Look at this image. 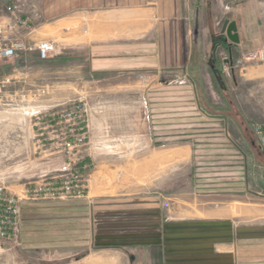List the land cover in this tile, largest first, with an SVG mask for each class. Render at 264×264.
Instances as JSON below:
<instances>
[{
	"label": "rangeland",
	"instance_id": "374dc122",
	"mask_svg": "<svg viewBox=\"0 0 264 264\" xmlns=\"http://www.w3.org/2000/svg\"><path fill=\"white\" fill-rule=\"evenodd\" d=\"M12 1L4 0V16H13ZM20 1L17 15L31 9L29 29L37 39L68 48L95 39L92 24L84 36L87 15L66 24L83 22L78 29L48 31L41 0ZM187 2L189 24L178 23L180 55L163 57L162 66L153 61L155 49L139 57L137 40L125 39L139 25L120 23L121 11L109 25L115 38L95 49L111 55L93 62L107 65V73L54 72V63L35 52L14 72L0 102V185L22 200L18 233L3 241L0 262L90 264L92 256H108L114 264H253L264 252V155L251 151L236 122L215 118L230 111L251 129L264 127V59L245 57L264 48V37L247 49L237 43L243 51L232 56L233 84L223 61L230 40L221 26L236 20L237 1ZM258 2L264 10V0ZM141 18L150 46L154 16ZM124 58L127 67L112 66ZM170 59L176 67H168ZM210 61L221 68L227 92L215 85ZM70 111L79 117L63 121ZM178 146L189 151H167ZM47 182L76 184L80 195H32Z\"/></svg>",
	"mask_w": 264,
	"mask_h": 264
},
{
	"label": "crops",
	"instance_id": "0c3cea01",
	"mask_svg": "<svg viewBox=\"0 0 264 264\" xmlns=\"http://www.w3.org/2000/svg\"><path fill=\"white\" fill-rule=\"evenodd\" d=\"M188 0H41V16L43 19V27L48 30H56L63 31L64 29H67L69 27H74L75 29H78L84 25V23L81 21L77 25H70L69 27L66 26L67 23H71L74 21H77L79 18H81L82 15H87V19L89 21L86 23L85 28V35L86 36L90 29L88 27L89 24H92L91 27L93 29L91 30L92 35H90V39L88 41L84 42H78L77 45L83 44V47H60L55 42L56 46V52L53 54L52 57L48 58V60L52 61L54 63V72L67 74L72 71L86 73L89 75V72L91 74L101 75L107 73V68H109L107 65L104 64H97L95 65L93 62H97L99 60L101 61H109L111 59V55H102L107 53H99L95 49L98 45H100L102 42L110 41L109 38H115V34H112L113 31L110 29V24H113L112 18H114L116 13H119L122 11L123 14V21H119L120 23H125L130 21V19H134L135 23H138V30H135L132 35H129L125 39L132 40L135 39L137 42H134V45L138 47L137 52H139V57L146 54L143 52H146L149 47L154 50V63L159 66H162L163 57H175L180 55V32H179V24L178 23H188L189 21V11L187 10L188 7ZM206 1V0H205ZM237 1L236 7L234 9V14L236 17V20H233L236 22L237 25V34L239 37V41L241 44V47L243 49H247L250 46L258 45L260 41L264 37V10H261L260 3L258 0H248L247 5L245 3ZM7 5L5 4L4 0H0V24L3 27L2 31L4 30L6 33L5 35L10 36H19L22 38L25 43H37V41H40V39H37L35 37V34L30 30L29 33H24V31L19 29L10 30L8 27L9 23H12V17L9 15L4 16L3 14H6L8 11H6ZM25 12V16H29L32 18L31 9L26 8L24 9L23 13ZM152 13L154 16L153 25H154V35L151 37L152 44L150 43V46L146 44V39L144 37L146 36V33L148 32L146 27L143 25V21H141V17L146 15V13ZM97 14V15H95ZM90 15V16H88ZM99 16H102L103 18H110V21H104L100 22L98 19ZM97 18V20H96ZM82 19V18H81ZM235 19V18H234ZM139 20V21H135ZM230 21V19H229ZM77 23V22H76ZM115 23V22H114ZM189 24V23H188ZM116 25V24H115ZM153 28V27H152ZM122 32H124L122 30ZM83 35L80 36L78 39H82L84 37ZM77 39V40H78ZM99 39V40H96ZM101 39H108V40H101ZM71 40V39H70ZM226 41V40H225ZM71 44V43H70ZM226 49L228 51V54L232 56H238L241 51L239 45L237 43H233L231 41L225 42ZM99 47V46H98ZM83 49V50H82ZM180 49V50H179ZM149 50V49H148ZM35 52V50L24 51L19 52L17 55H14L10 58L6 59H0V76L2 75H12L14 78V72H18V69L22 68L23 63L29 61L28 58L31 56L30 53ZM142 52V54H141ZM130 53L129 51H116L113 52V54H118L116 56H124V54ZM102 55L100 59L98 58V55ZM109 54H112L109 52ZM97 57V58H94ZM233 57V58H234ZM36 59H39L36 56ZM85 59V60H84ZM41 60V59H40ZM47 60V59H46ZM126 60V62H125ZM82 61H87V69H84L82 67ZM171 63V59L169 61ZM177 62L176 60L174 61ZM127 59H123V62L121 64L115 63L112 65L114 68H125L128 66ZM140 65V63H138ZM90 74V75H91ZM82 75V74H81ZM81 75H78V78H81ZM217 120L222 122L223 120L221 116L217 115ZM171 153H179V152H185L189 151L188 146H178L176 148H172L170 150H167ZM175 155V154H174ZM173 155V156H174ZM179 154L175 155L178 156ZM88 218H90L89 212H88ZM91 220L89 219L88 222V231L91 234ZM91 243V239L89 241ZM97 244V242L93 243ZM92 245V246H93ZM264 247V246H260ZM111 250V249H106ZM112 249L111 251H113ZM254 256V255H253ZM249 258V256H246ZM242 258V256H241ZM240 258V259H241ZM256 261H253V264H264V252H258L256 253L255 257ZM105 259V260H103ZM245 259V258H244ZM90 264H114L115 259L114 257H100V256H92L91 259H88ZM242 260V259H241ZM126 262V261H125ZM248 262H245L244 264H247ZM125 264V263H121ZM249 264V263H248Z\"/></svg>",
	"mask_w": 264,
	"mask_h": 264
},
{
	"label": "built area",
	"instance_id": "2783aa9c",
	"mask_svg": "<svg viewBox=\"0 0 264 264\" xmlns=\"http://www.w3.org/2000/svg\"><path fill=\"white\" fill-rule=\"evenodd\" d=\"M23 3L20 0H13L11 5L8 7L9 11L12 13V23L8 25L10 30L19 29L24 31V33L30 32V20L31 18L29 16H21L17 15V13H20L22 10ZM3 27L0 24V59H6L10 58L14 55H17L19 52L35 50L36 56L41 59L45 60L53 56L56 52V46L54 42L51 40H40L37 41V43L28 44L25 43V41L20 38L19 36H10L5 35V31L3 30ZM248 56L252 58H258V59H264V48L259 50L257 53H250L249 55H246L245 57L248 58ZM227 59V57H224V62ZM240 61H237V64ZM226 63V62H225ZM227 64V63H226ZM228 67V64L226 65ZM226 67V68H227ZM15 78L12 75H2L0 76V102L1 100L7 99L5 96L6 89L10 87L12 84H14ZM73 111L65 112L62 116L64 117L63 121L69 122L71 120L76 119V115ZM79 117V116H78ZM54 120V119H53ZM60 122H55V124H58ZM51 126V125H50ZM253 133L255 134V137L257 139V142L259 144V147L264 152V127L260 125H253ZM67 145H69L67 143ZM67 185H61L60 187H53L51 182H47L45 184H39L33 187L34 189L31 190L33 193L32 195L39 196V197H61L65 194L73 196H79L80 191L75 190L74 187H77L75 185H69L68 183H65ZM26 194L29 191H25ZM22 200V197L10 192L8 189H6L4 186L0 185V249L2 250V247L4 245L3 241H6L8 239H14L15 236L18 233L19 227V214H20V206L19 201ZM0 264H9L0 262Z\"/></svg>",
	"mask_w": 264,
	"mask_h": 264
},
{
	"label": "trees",
	"instance_id": "16d2710c",
	"mask_svg": "<svg viewBox=\"0 0 264 264\" xmlns=\"http://www.w3.org/2000/svg\"><path fill=\"white\" fill-rule=\"evenodd\" d=\"M222 38L224 40L228 39V37H226L224 35ZM232 60H233L232 55L228 54V58L225 60V62L228 64V70H229V74L231 76L230 80L233 84H235V82H236V79H235L236 74L235 73H237V70L234 69L235 66H234V62ZM162 64L164 65L163 62H162ZM168 64L171 65V66L167 65L168 67H171V68L176 67L175 66L176 64H173L170 62H168ZM208 65H209L211 75L213 76L212 78L214 80L215 85L218 86V88L221 89L222 91L227 92V88H226L227 87V81H226L225 76L222 73L221 68H219L215 64V62H212V61H210ZM225 97L227 98V93L225 94ZM227 101H229V100H227ZM229 103L231 104L232 101H229ZM221 114L223 115L222 119H224L223 123L224 122L228 123V119H230L231 121H234L239 125V127L242 130V134L244 135V140H246L248 142V144L251 148V151H254L255 154H258L260 152L264 155V152H262L263 150L259 149L260 148L259 144H258L257 139L255 138L254 134L251 131L252 130L251 127H249V123L247 121H245V119L243 117H241V115L234 113V112H230V111H222ZM221 114H216V115H221ZM235 147L238 150H240V148H238L237 146H235Z\"/></svg>",
	"mask_w": 264,
	"mask_h": 264
},
{
	"label": "water",
	"instance_id": "95a60500",
	"mask_svg": "<svg viewBox=\"0 0 264 264\" xmlns=\"http://www.w3.org/2000/svg\"><path fill=\"white\" fill-rule=\"evenodd\" d=\"M229 19H225L221 26V33H224L228 39L233 43L239 42L238 32H237V25L236 22L233 20L228 21Z\"/></svg>",
	"mask_w": 264,
	"mask_h": 264
}]
</instances>
